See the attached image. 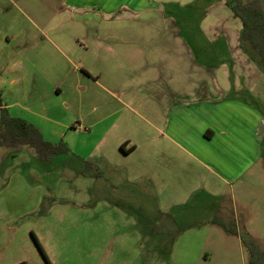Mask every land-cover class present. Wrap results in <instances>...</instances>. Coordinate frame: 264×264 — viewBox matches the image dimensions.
<instances>
[{"label": "rangeland", "instance_id": "rangeland-1", "mask_svg": "<svg viewBox=\"0 0 264 264\" xmlns=\"http://www.w3.org/2000/svg\"><path fill=\"white\" fill-rule=\"evenodd\" d=\"M78 4L79 0H0L3 102L14 105L11 116L27 120L47 141L69 149L44 160L27 147L0 146V264H46L32 235L50 264H249L242 239L253 241L264 253V72L241 51L260 73L244 91L237 86L232 56L225 62L229 95L242 100V109L256 112V120L262 118L256 129L263 133L259 159L213 202L199 206L188 198L183 209L172 214L179 221L173 220L157 210L158 198L132 196L128 187H115L107 165L89 157L109 120L91 125L105 117L100 112L110 99L94 76L85 75L76 50L71 49L70 64H65L48 35L57 23L64 25L58 33L67 31L65 46L82 40L81 28L70 23V7ZM187 11L181 15L189 16ZM199 15L205 17V12ZM229 34L237 37L233 45L239 33L230 27ZM223 61L217 58L212 68L224 66ZM59 84L61 90L55 94ZM240 116L251 122L243 113ZM86 160L93 168L84 167L81 161ZM105 184L110 185L106 195L100 191ZM215 220L235 233L228 234Z\"/></svg>", "mask_w": 264, "mask_h": 264}, {"label": "crops", "instance_id": "crops-1", "mask_svg": "<svg viewBox=\"0 0 264 264\" xmlns=\"http://www.w3.org/2000/svg\"><path fill=\"white\" fill-rule=\"evenodd\" d=\"M186 9L189 16L181 15ZM76 10L81 12L73 15ZM69 14L85 46L80 37L65 46L67 31L57 32L63 24L56 23L48 35L65 64L76 50L75 58L110 99L100 112L105 117L91 125L109 120L89 157L107 165L115 187L158 198L157 210L179 221L172 214L188 198L199 206L213 202L250 171L261 155L263 133L256 129L262 118L256 120V112L242 109V100L229 95L225 62L232 56L237 86L244 91L260 73L239 49V40L232 45L237 37L229 29L238 35L241 24L224 3L79 0ZM217 58L224 66L212 68ZM109 186L101 193L106 195Z\"/></svg>", "mask_w": 264, "mask_h": 264}, {"label": "trees", "instance_id": "trees-1", "mask_svg": "<svg viewBox=\"0 0 264 264\" xmlns=\"http://www.w3.org/2000/svg\"><path fill=\"white\" fill-rule=\"evenodd\" d=\"M222 1L230 9L233 17L237 19L240 24L239 32V48L247 55L250 62L257 65L264 72V1L250 0L243 2L241 0H217ZM85 75H88L85 72ZM0 146L7 149H18L27 147L31 149L36 155L44 160L69 152L65 144L61 142L52 143L47 141L43 133L33 124H30L23 118L11 116L7 105L3 102L0 93ZM120 150L124 153L123 146ZM86 168H93V164L87 161H81ZM214 224L224 228L228 234L235 232L228 229L223 222L215 220ZM35 246L41 253L46 264H50L42 247L38 243L37 238L32 235ZM244 250L248 253L249 264H264V253L259 246L253 241L241 240ZM19 264H25L21 262Z\"/></svg>", "mask_w": 264, "mask_h": 264}]
</instances>
